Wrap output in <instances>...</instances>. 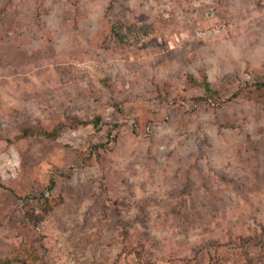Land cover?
I'll use <instances>...</instances> for the list:
<instances>
[{
    "label": "rangeland",
    "instance_id": "1",
    "mask_svg": "<svg viewBox=\"0 0 264 264\" xmlns=\"http://www.w3.org/2000/svg\"><path fill=\"white\" fill-rule=\"evenodd\" d=\"M258 82L264 0H0V261L264 264Z\"/></svg>",
    "mask_w": 264,
    "mask_h": 264
},
{
    "label": "trees",
    "instance_id": "2",
    "mask_svg": "<svg viewBox=\"0 0 264 264\" xmlns=\"http://www.w3.org/2000/svg\"><path fill=\"white\" fill-rule=\"evenodd\" d=\"M188 80H190L189 82L191 84L194 85H200L204 92L207 93L209 95V97H216L217 92L211 88L209 82L206 80V78H203V80L201 81V83H198L195 80H192L191 78H189ZM255 90L259 91V93L261 94V96H264V82H258L254 84ZM237 93L231 95L229 98L233 99L235 98L237 95ZM72 127H77L78 125H87V122H83V121H74L71 123ZM92 125L97 127L98 126V120L95 119L92 121ZM37 135L38 136H44L46 138H52V139H56L59 136V133L56 129L53 130L52 133L46 132V131H41V130H34V129H30V128H25L21 130V135L20 137L25 138V137H30L33 135ZM112 141L114 140V137L109 139L108 141ZM106 149L107 148V144L106 143H99V144H91L89 146V149L87 151V159L91 157L92 153L97 154L99 149ZM40 201V207H39V211L37 212V214H29L27 215V220L33 228L37 227L44 219L45 217L48 216V214L50 213V211L52 210V203L51 200L43 197V195H41V199ZM36 250H32V251H26V256L29 259H32L33 261H35L36 259H38L39 257L36 255ZM22 264H25L27 261H25L24 259H20ZM17 259H8L5 262H1L0 264H17L18 262H16ZM16 262V263H15Z\"/></svg>",
    "mask_w": 264,
    "mask_h": 264
}]
</instances>
